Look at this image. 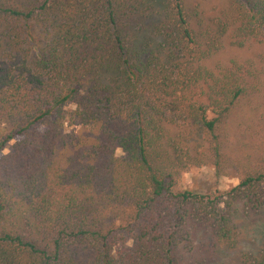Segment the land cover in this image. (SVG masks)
Wrapping results in <instances>:
<instances>
[{"label": "trees", "instance_id": "obj_1", "mask_svg": "<svg viewBox=\"0 0 264 264\" xmlns=\"http://www.w3.org/2000/svg\"><path fill=\"white\" fill-rule=\"evenodd\" d=\"M258 223L264 0H0V264H264Z\"/></svg>", "mask_w": 264, "mask_h": 264}, {"label": "rangeland", "instance_id": "obj_2", "mask_svg": "<svg viewBox=\"0 0 264 264\" xmlns=\"http://www.w3.org/2000/svg\"><path fill=\"white\" fill-rule=\"evenodd\" d=\"M117 154L121 156L122 151L118 150ZM239 183V177L219 176L214 167L203 166L185 172L181 177L179 187L197 194H209L217 190L225 192ZM247 234L250 240L260 241L264 237V226L261 223L251 226L247 229Z\"/></svg>", "mask_w": 264, "mask_h": 264}]
</instances>
